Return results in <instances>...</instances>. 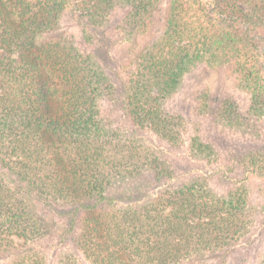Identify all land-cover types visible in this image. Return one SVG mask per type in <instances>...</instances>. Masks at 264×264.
<instances>
[{"label": "trees", "instance_id": "16d2710c", "mask_svg": "<svg viewBox=\"0 0 264 264\" xmlns=\"http://www.w3.org/2000/svg\"><path fill=\"white\" fill-rule=\"evenodd\" d=\"M161 1L0 0V264H264V0Z\"/></svg>", "mask_w": 264, "mask_h": 264}, {"label": "rangeland", "instance_id": "374dc122", "mask_svg": "<svg viewBox=\"0 0 264 264\" xmlns=\"http://www.w3.org/2000/svg\"><path fill=\"white\" fill-rule=\"evenodd\" d=\"M166 0H162L160 3V15L158 12V16L163 15V10L165 8ZM122 49L121 47H115L111 50V56L114 59L115 62L120 61L122 58ZM117 66V65H116ZM115 69V66L114 68ZM114 82L116 83L117 91L120 90V80L117 76L114 74L112 75ZM224 92L230 93L231 97L236 99L237 103L245 109V96L244 94L239 93L238 91H235L233 89V86L229 79L225 77V74H223L221 71L214 72V71H207L205 69H202L199 67V69H195L191 74H189L183 83V86L179 93L175 95L171 100V107L175 110L180 109V107H186L188 108L189 102L194 103L195 100L198 101V96L205 95L206 93L208 95H211L210 98H215L217 96H222ZM216 125V124H215ZM216 130V129H215ZM219 130V129H218ZM230 141H228L224 146L227 148L233 150L234 152L242 151L244 149H247L249 147H258L260 148V145L257 146L256 144L252 143V140H246L242 138L241 136H235L229 135L226 138H230ZM233 152V153H234ZM176 153V151H175ZM174 154V153H173ZM179 160V159H178ZM181 161V162H180ZM179 163L182 165H185V162L180 160ZM183 176H181L179 179H181ZM174 184H177V182L174 180ZM261 227V226H260ZM259 242L258 244L261 245V243H264V234L258 235ZM259 246V245H256ZM254 248V247H253ZM62 255L64 254V251L61 250ZM232 264H237L236 260L232 262Z\"/></svg>", "mask_w": 264, "mask_h": 264}]
</instances>
